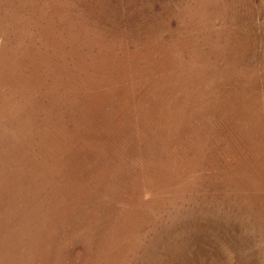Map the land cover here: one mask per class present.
Here are the masks:
<instances>
[{"label": "rangeland", "instance_id": "rangeland-1", "mask_svg": "<svg viewBox=\"0 0 264 264\" xmlns=\"http://www.w3.org/2000/svg\"><path fill=\"white\" fill-rule=\"evenodd\" d=\"M231 1L0 0V264H264Z\"/></svg>", "mask_w": 264, "mask_h": 264}, {"label": "bare ground", "instance_id": "bare-ground-1", "mask_svg": "<svg viewBox=\"0 0 264 264\" xmlns=\"http://www.w3.org/2000/svg\"><path fill=\"white\" fill-rule=\"evenodd\" d=\"M247 0H232L231 1V55L234 58H243L248 62L247 65H239L237 67L232 66L231 73L238 75H248V76H264V0H259L255 3V10H249L247 6H244ZM255 2V1H254ZM249 3V2H248ZM247 5V4H246ZM252 5V4H251ZM252 7V6H251ZM252 9V8H251ZM217 16V15H216ZM263 20H262V19ZM224 34V33H223ZM99 37V35H98ZM216 42V40H215ZM51 46V45H50ZM110 49V48H109ZM163 53V52H162ZM102 55V54H101ZM105 57V56H104ZM159 57V56H158ZM46 58V57H45ZM81 58V57H80ZM110 58V57H109ZM164 58V57H163ZM166 58V57H165ZM108 59V57H107ZM111 59V58H110ZM106 60V59H104ZM109 60V59H108ZM162 60V59H161ZM159 60V61H161ZM31 61V59H30ZM155 61V60H154ZM152 62V61H151ZM156 62V61H155ZM158 62V61H157ZM163 62V61H162ZM168 62V61H167ZM240 62V60H239ZM26 63V62H25ZM33 63V62H32ZM95 63V62H94ZM154 63V62H153ZM34 65V64H33ZM109 65V64H108ZM104 67V66H102ZM109 67V66H108ZM115 67V66H114ZM102 69V68H101ZM104 69V68H103ZM14 72V71H13ZM105 72V71H104ZM16 73V72H14ZM101 73V72H100ZM107 73V72H105ZM104 74V73H103ZM119 74V73H118ZM34 76V75H33ZM32 76V77H33ZM120 76V75H119ZM105 77V76H104ZM128 77V75H127ZM92 78V76H91ZM117 78V77H116ZM122 78V77H121ZM34 79V78H33ZM104 80V79H103ZM38 81V80H37ZM117 81V80H116ZM36 82V81H35ZM20 84V83H19ZM34 84V83H33ZM95 84V83H93ZM137 84V83H136ZM264 84V83H263ZM261 83L260 85L263 86ZM242 86V85H241ZM259 87V86H257ZM137 90V89H136ZM242 91V90H241ZM251 98L260 97V102L263 97V90L260 91L257 88L250 86L247 90ZM101 92V91H99ZM239 92V91H238ZM258 92L261 94L258 95ZM108 93V92H107ZM18 94V93H17ZM109 95V94H108ZM122 95V94H121ZM127 95V94H125ZM227 95V94H226ZM108 96L105 99H98V104H102L103 101L108 100ZM111 97V96H110ZM119 98V97H118ZM122 97H120L121 99ZM125 98V97H124ZM127 98V97H126ZM130 100V99H129ZM113 101V100H112ZM248 101V100H247ZM264 101V100H262ZM118 102V101H117ZM116 102V103H117ZM130 102V101H129ZM135 102V101H134ZM89 103V102H88ZM87 104V103H85ZM92 104V103H91ZM97 104V103H96ZM128 104V103H127ZM253 104V103H252ZM115 105V104H114ZM241 105V104H240ZM251 105V104H250ZM244 106V105H243ZM89 107V106H88ZM92 107V106H91ZM247 107V106H245ZM244 107V108H245ZM264 107V106H263ZM118 108V107H117ZM243 108V109H244ZM89 109V108H88ZM98 109V108H97ZM264 109V108H263ZM88 111V110H87ZM244 111V110H243ZM98 112V111H97ZM96 113V112H95ZM240 113V112H239ZM98 114V113H97ZM96 114V115H97ZM235 114V113H234ZM88 115V114H87ZM100 115V114H99ZM90 116V115H89ZM239 120L244 121L245 118L242 113L238 114ZM80 117V116H79ZM84 117V116H83ZM256 117V116H255ZM90 118V117H89ZM88 118V119H89ZM102 119V117H101ZM171 119V118H170ZM84 121V120H83ZM243 124V123H242ZM176 126V125H174ZM254 126V125H253ZM83 128V127H82ZM98 129V128H97ZM256 129V128H255ZM84 131H86L84 129ZM54 132V131H53ZM94 132V131H93ZM101 132V131H100ZM70 134V133H69ZM85 137V136H84ZM58 138V137H57ZM67 139V138H66ZM24 140V139H23ZM25 141V140H24ZM53 141V140H52ZM57 141V140H56ZM65 141V140H64ZM91 142V141H90ZM87 142V143H90ZM61 143V142H60ZM59 143V144H60ZM63 143V142H62ZM86 143V144H87ZM69 144V143H68ZM85 144V142H84ZM94 144V143H93ZM48 145V144H46ZM56 145V144H54ZM75 145V144H74ZM77 145V144H76ZM89 145V144H88ZM86 145V146H88ZM94 146V145H92ZM98 147V146H97ZM71 148V147H70ZM57 149V148H56ZM52 150V149H51ZM52 153V152H51ZM178 153V152H177ZM259 158H264V152H260ZM251 170V169H250ZM56 194V193H55ZM63 200V199H62ZM91 207V206H90ZM6 215V214H5ZM7 217V216H6ZM1 220V219H0ZM6 229V228H5ZM2 230V228H1ZM8 231V230H7ZM5 234V233H4ZM8 234V233H7ZM10 236V235H8Z\"/></svg>", "mask_w": 264, "mask_h": 264}]
</instances>
